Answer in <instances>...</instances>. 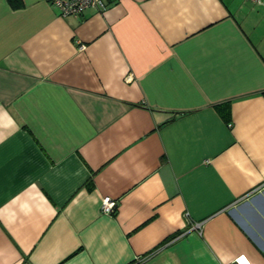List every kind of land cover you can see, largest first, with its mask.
<instances>
[{"label":"crops","instance_id":"obj_1","mask_svg":"<svg viewBox=\"0 0 264 264\" xmlns=\"http://www.w3.org/2000/svg\"><path fill=\"white\" fill-rule=\"evenodd\" d=\"M106 3L0 0V264H264V0Z\"/></svg>","mask_w":264,"mask_h":264},{"label":"built area","instance_id":"obj_2","mask_svg":"<svg viewBox=\"0 0 264 264\" xmlns=\"http://www.w3.org/2000/svg\"><path fill=\"white\" fill-rule=\"evenodd\" d=\"M49 3L56 6L59 10L61 15L68 16V15H79L85 10L89 8H95L97 10L103 11L106 9L107 3L106 0H47ZM259 2L261 0H253ZM84 47V46H82ZM117 206V201L110 196H106L103 198L101 210L104 213H112L114 212ZM199 227V224H196ZM240 258V257H239ZM237 259V264H243L246 262L244 259L240 260Z\"/></svg>","mask_w":264,"mask_h":264},{"label":"trees","instance_id":"obj_3","mask_svg":"<svg viewBox=\"0 0 264 264\" xmlns=\"http://www.w3.org/2000/svg\"><path fill=\"white\" fill-rule=\"evenodd\" d=\"M217 108H218V110L221 112V114H222L226 119L229 118V111H228V109H227V106L224 107V108H221V107H217ZM135 263H137V262H135Z\"/></svg>","mask_w":264,"mask_h":264},{"label":"bare ground","instance_id":"obj_4","mask_svg":"<svg viewBox=\"0 0 264 264\" xmlns=\"http://www.w3.org/2000/svg\"><path fill=\"white\" fill-rule=\"evenodd\" d=\"M243 264H246L245 262H243Z\"/></svg>","mask_w":264,"mask_h":264}]
</instances>
